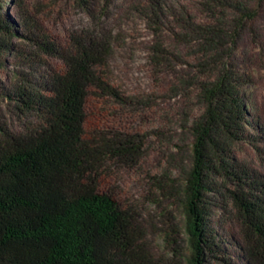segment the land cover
Returning a JSON list of instances; mask_svg holds the SVG:
<instances>
[{
	"label": "trees",
	"instance_id": "1",
	"mask_svg": "<svg viewBox=\"0 0 264 264\" xmlns=\"http://www.w3.org/2000/svg\"><path fill=\"white\" fill-rule=\"evenodd\" d=\"M142 4L196 55L182 74L155 50L161 96L128 93L61 0H0V264H264V115L237 58L249 31L264 47V0Z\"/></svg>",
	"mask_w": 264,
	"mask_h": 264
},
{
	"label": "rangeland",
	"instance_id": "2",
	"mask_svg": "<svg viewBox=\"0 0 264 264\" xmlns=\"http://www.w3.org/2000/svg\"><path fill=\"white\" fill-rule=\"evenodd\" d=\"M61 1L70 9L66 19L69 30L111 47L114 74L128 93L137 96L157 93L161 96L159 87L167 89L173 81L171 74L164 72L167 67L172 65L182 74L189 72L172 55L180 57L183 62L191 61L196 57L193 50L168 32L156 31L140 10L143 0H94L91 12L74 8L76 0ZM4 10L8 11L9 7L5 6ZM254 27L264 43V8ZM257 42L255 35L247 32L240 43L237 58L242 69L252 77L247 90L264 115V47ZM162 44L170 53L164 56L169 63L167 67H160L154 60L155 50ZM159 103L164 107L175 105L168 100H159ZM5 122L16 124L7 110V104L0 101V124ZM239 157L247 163L258 164L256 154L250 148L240 150ZM181 213L180 209L173 210L175 218L180 219Z\"/></svg>",
	"mask_w": 264,
	"mask_h": 264
}]
</instances>
